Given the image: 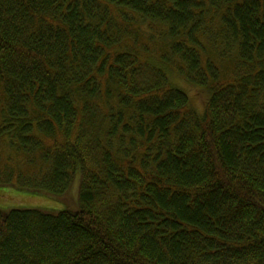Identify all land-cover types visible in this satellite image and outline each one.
I'll return each mask as SVG.
<instances>
[{"label": "trees", "instance_id": "16d2710c", "mask_svg": "<svg viewBox=\"0 0 264 264\" xmlns=\"http://www.w3.org/2000/svg\"><path fill=\"white\" fill-rule=\"evenodd\" d=\"M77 174L0 264H264V0H0V185Z\"/></svg>", "mask_w": 264, "mask_h": 264}, {"label": "rangeland", "instance_id": "374dc122", "mask_svg": "<svg viewBox=\"0 0 264 264\" xmlns=\"http://www.w3.org/2000/svg\"><path fill=\"white\" fill-rule=\"evenodd\" d=\"M169 78L173 84L182 87L188 94L190 104L194 110L202 114L208 99V90L189 83L174 72H169ZM80 176L76 175L73 183L62 197H55L45 192L29 191L18 186L0 185V208H37L49 212H57L62 209L74 210L78 207V185Z\"/></svg>", "mask_w": 264, "mask_h": 264}]
</instances>
